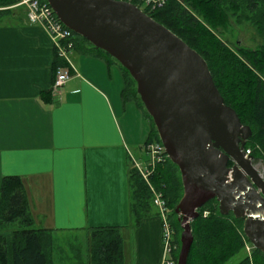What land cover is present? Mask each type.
Wrapping results in <instances>:
<instances>
[{"label":"crops","instance_id":"1","mask_svg":"<svg viewBox=\"0 0 264 264\" xmlns=\"http://www.w3.org/2000/svg\"><path fill=\"white\" fill-rule=\"evenodd\" d=\"M55 57L48 33L20 9L0 15V183L21 178L35 228L54 236L119 227L124 264H161L160 217L128 226L132 150L120 124L117 65L87 45L73 47L61 65L71 77L55 90Z\"/></svg>","mask_w":264,"mask_h":264},{"label":"trees","instance_id":"2","mask_svg":"<svg viewBox=\"0 0 264 264\" xmlns=\"http://www.w3.org/2000/svg\"><path fill=\"white\" fill-rule=\"evenodd\" d=\"M15 3L16 0H0V8ZM142 11L204 59L224 104L235 111L241 125L251 130L245 147L251 149L254 160L264 161V0H168L161 9ZM10 12V9L0 10V15ZM241 23L253 28L260 40L257 48L246 50L239 48L238 42L236 46L227 44L225 34L233 33V26ZM72 42L73 47L87 45L117 65L122 83V104H134L150 123L142 148L149 143H160L129 73L113 58L81 37L73 35ZM63 62L56 56L54 71ZM128 162V226L136 228L141 220L158 215V212L152 204L149 187L130 158ZM150 181L166 200V218L172 230L173 256L177 261L179 233L182 231L179 218L174 213L182 196L178 168L166 158L155 165ZM14 225L16 227L2 232L7 226ZM190 229L193 241L186 264H227L241 253L242 257L235 264H264V255L260 251L252 248L249 255L245 251L249 242L243 234V220L234 218L231 213L220 215L215 201L198 210V217L190 222ZM86 231L88 264H124V241L119 227L87 228ZM55 246L52 230L34 227L21 178L2 177L0 264H54Z\"/></svg>","mask_w":264,"mask_h":264},{"label":"water","instance_id":"3","mask_svg":"<svg viewBox=\"0 0 264 264\" xmlns=\"http://www.w3.org/2000/svg\"><path fill=\"white\" fill-rule=\"evenodd\" d=\"M72 33L123 67L179 171L174 208L181 233L176 264H186L190 222L215 201L220 215L243 220V234L264 255V183L243 148L251 136L226 106L204 59L136 5L121 0H46ZM231 162V166H228Z\"/></svg>","mask_w":264,"mask_h":264},{"label":"built area","instance_id":"4","mask_svg":"<svg viewBox=\"0 0 264 264\" xmlns=\"http://www.w3.org/2000/svg\"><path fill=\"white\" fill-rule=\"evenodd\" d=\"M127 2H136L139 6L143 7L149 12L156 11L165 6L168 0H121ZM5 9H20L29 25H35L44 29L50 36L56 56L67 62V54L73 48V33L65 27L56 17L52 8L46 0H16L14 5ZM140 9V8H139ZM141 10V9H140ZM70 70L59 66L54 71L52 82L53 89L57 90L62 88L70 79ZM244 157H251V151L244 146ZM144 160L141 163L137 160L131 162L136 169L141 179L146 183L152 193V204L161 220V241L163 246V255L161 264H176L174 260L175 246L172 242V230L166 218V200L162 193L156 190L151 184V176L154 167L157 163L163 162L167 157L165 150L161 143H149L143 147ZM252 168L255 170L259 178L264 183V161H255L252 157L250 160ZM249 252V247L246 248Z\"/></svg>","mask_w":264,"mask_h":264},{"label":"rangeland","instance_id":"5","mask_svg":"<svg viewBox=\"0 0 264 264\" xmlns=\"http://www.w3.org/2000/svg\"><path fill=\"white\" fill-rule=\"evenodd\" d=\"M139 8L143 10V7L139 6ZM233 28V33L230 35H227V33L225 34V40L229 46H236V43L238 42L239 44L237 45L242 49L250 50L258 47L260 40L249 24L241 23L234 25ZM120 124L129 148L132 150L130 151V160H137L142 163L145 157L141 146L143 145V138H146L150 130V123L143 117L142 110L137 108L134 104H128L126 105V113L124 115H120ZM255 161L259 160L255 159ZM53 238L57 247V251L53 255L54 264L87 263V233L68 234L58 232L54 234ZM247 247L250 249L249 252L246 249ZM73 248H75L74 250L77 252L74 251ZM252 248L253 246L250 243L245 246V251L248 255L250 254ZM77 257H79V260L76 259ZM241 257L242 253L232 258L227 264H235Z\"/></svg>","mask_w":264,"mask_h":264}]
</instances>
